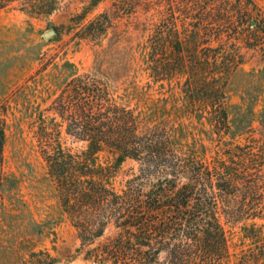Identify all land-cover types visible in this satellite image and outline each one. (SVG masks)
<instances>
[{"label": "trees", "instance_id": "trees-1", "mask_svg": "<svg viewBox=\"0 0 264 264\" xmlns=\"http://www.w3.org/2000/svg\"><path fill=\"white\" fill-rule=\"evenodd\" d=\"M168 1L156 4L165 6ZM187 1L184 22L199 38L160 40L172 27L164 11L157 10L164 19L150 40L148 66L160 81L184 77L187 107L196 117L214 114L208 120L213 131L228 134L223 89L228 75L243 62L242 49L259 53L264 62V11L252 0ZM13 4L17 10L42 16L53 13L57 1L0 0V11ZM211 43L222 46L221 54ZM167 44L169 54L161 60L158 52L168 50ZM45 111L54 117L38 118L34 137L46 174L81 248L97 242L95 257L100 264H227L220 218L263 219L259 214L263 198H228L254 174L224 163L205 165L200 156L203 146L183 138L182 128L169 120L143 128L140 114L118 103L103 79L72 76ZM61 132L81 143L83 150L64 148ZM4 143L0 126V162ZM260 144L250 139L235 148L245 153ZM104 151L116 157L113 164L97 163L95 156ZM125 159L136 162L137 170L118 190L113 179ZM256 183L246 184L255 196L260 189ZM215 191L228 197L215 198ZM247 208L254 209L253 214H246ZM35 256L36 264L56 262L46 252Z\"/></svg>", "mask_w": 264, "mask_h": 264}, {"label": "rangeland", "instance_id": "rangeland-1", "mask_svg": "<svg viewBox=\"0 0 264 264\" xmlns=\"http://www.w3.org/2000/svg\"><path fill=\"white\" fill-rule=\"evenodd\" d=\"M56 1L50 15L32 16L15 9V4L0 11V126L5 134L0 162V264H36L35 255L41 252L54 258L55 264H100L95 257L97 242L81 248L75 229L61 211L34 137V122L54 117L45 110L65 82L80 74L107 82L118 103L140 114L143 128L163 120L181 127L183 138L203 146L200 156L205 165L224 163L255 175L241 181L240 190L231 196L215 191L214 197L263 198L262 220L232 222L221 217L220 221L227 240V264H264L262 55L241 50L243 62L228 75L223 89L229 126L225 132L229 133L219 136L208 123L214 114L203 112L196 117L187 107L184 77L160 81L148 66L150 40L164 19L157 10L164 11L172 27L160 40L198 37L184 22L187 0H169L165 6L156 0ZM252 1L264 11V0ZM49 30L54 35L44 39ZM209 46L221 54L220 44ZM170 48L167 44L168 50L158 52L161 60ZM250 139L258 140L259 148L245 153L235 148ZM60 142L73 152L83 150L81 143L72 142L63 132ZM95 158L99 164L110 165L116 157L104 151ZM136 170V162L125 159L116 170L115 188L122 189ZM248 181L257 182V196L249 191ZM247 209L246 214H253L254 209Z\"/></svg>", "mask_w": 264, "mask_h": 264}, {"label": "water", "instance_id": "water-1", "mask_svg": "<svg viewBox=\"0 0 264 264\" xmlns=\"http://www.w3.org/2000/svg\"><path fill=\"white\" fill-rule=\"evenodd\" d=\"M54 35V31L53 30H49V31H47V32H45L44 34H43V38L44 39H49L50 37H52Z\"/></svg>", "mask_w": 264, "mask_h": 264}]
</instances>
